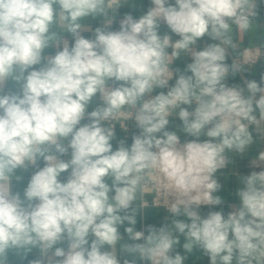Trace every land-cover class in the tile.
I'll list each match as a JSON object with an SVG mask.
<instances>
[{"label":"clouds","instance_id":"1","mask_svg":"<svg viewBox=\"0 0 264 264\" xmlns=\"http://www.w3.org/2000/svg\"><path fill=\"white\" fill-rule=\"evenodd\" d=\"M0 264H264V0H0Z\"/></svg>","mask_w":264,"mask_h":264}]
</instances>
